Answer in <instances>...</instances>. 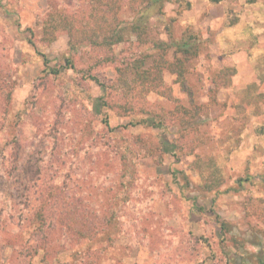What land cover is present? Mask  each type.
<instances>
[{
    "label": "rangeland",
    "instance_id": "374dc122",
    "mask_svg": "<svg viewBox=\"0 0 264 264\" xmlns=\"http://www.w3.org/2000/svg\"><path fill=\"white\" fill-rule=\"evenodd\" d=\"M122 1L146 33L107 47L82 0H0V264H264V0ZM186 26L204 44L183 89L154 42Z\"/></svg>",
    "mask_w": 264,
    "mask_h": 264
},
{
    "label": "trees",
    "instance_id": "16d2710c",
    "mask_svg": "<svg viewBox=\"0 0 264 264\" xmlns=\"http://www.w3.org/2000/svg\"><path fill=\"white\" fill-rule=\"evenodd\" d=\"M82 5L85 6L86 4H90V11L89 15L93 14L94 10L102 11V14H100V22L96 24L97 27H101L104 30V33L99 38H91L90 35L85 37V39L88 43H91L93 45H103L107 47L114 46L116 44L129 42L130 36L134 33L136 36V39H139V42H141L142 36L146 33H142L141 31L145 30L146 22H143L141 24H138L133 21H125L119 16L120 11L122 10L123 1L122 0H82ZM213 3H218L220 0H209ZM86 2V3H84ZM176 3L179 6L178 12H180L182 9H189L191 7V2L188 0H140V3H142L140 8H136L132 5V1L129 2V7L131 11L139 12L141 16H143L142 13H144L145 10L151 13H163V7L165 3ZM83 11V10H82ZM56 14V13H55ZM61 17L63 14L57 13V16ZM67 16V15H65ZM64 16V17H65ZM68 17V16H67ZM67 17L65 20H62V28L72 37L73 32L77 33L79 29H77L73 22L71 20H68ZM45 25H43L44 27ZM53 27V25H51ZM96 27V28H97ZM96 28L92 31H95ZM141 30V31H140ZM99 32L97 31V35ZM156 44V47L161 49L163 54L161 56L162 63L157 62L156 64V70L157 73H160L162 68L164 66H169L172 69V72L177 75V81L180 83L181 86H183L184 89V83H185V77L184 73L186 72V65L194 59H197L198 56L201 54L203 49L204 41L201 38L198 30H194L191 26H186L184 30L182 31V34L180 37L170 40L169 42H154ZM173 47L172 51V58L173 61L167 62V59H165L164 55H166L169 51V48ZM43 57V63L45 64V67L48 68L49 72H52L54 74H58V69H52L49 68L47 65V60L42 54ZM67 64L69 66H73L72 61L67 59ZM236 74V69L234 67H222L218 71H216L214 79H213V85L215 90L219 87H225L230 84L231 80L230 78ZM90 78L99 86L103 87L102 82L99 80L97 76L90 75ZM220 80V81H218ZM162 85V84H161ZM162 89H157L158 93H161L163 95L171 96L168 94V92L171 91L167 88H164L161 86ZM10 89H8V92L3 93L6 97H10L9 93ZM102 104L106 105L105 100H102ZM106 126L108 125V120L105 119ZM109 126V125H108ZM255 132L258 135L264 134V125H260L255 128ZM206 161V160H205ZM203 161L202 167H198L199 172H201V176L203 179L207 178V181L205 183V188L207 190H213L214 188L218 187L221 184V168L215 163H213L211 160ZM206 180V179H205ZM241 181V179H239Z\"/></svg>",
    "mask_w": 264,
    "mask_h": 264
},
{
    "label": "crops",
    "instance_id": "0c3cea01",
    "mask_svg": "<svg viewBox=\"0 0 264 264\" xmlns=\"http://www.w3.org/2000/svg\"><path fill=\"white\" fill-rule=\"evenodd\" d=\"M233 86H236V85L233 84Z\"/></svg>",
    "mask_w": 264,
    "mask_h": 264
}]
</instances>
